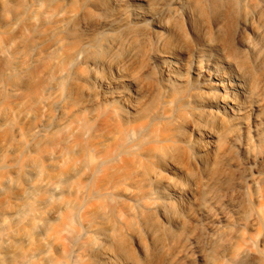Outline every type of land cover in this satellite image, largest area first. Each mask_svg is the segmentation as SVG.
I'll return each instance as SVG.
<instances>
[{
	"label": "rangeland",
	"instance_id": "1",
	"mask_svg": "<svg viewBox=\"0 0 264 264\" xmlns=\"http://www.w3.org/2000/svg\"><path fill=\"white\" fill-rule=\"evenodd\" d=\"M229 1L235 14L233 32L222 33L225 44L221 43L218 50L212 51L219 67L237 54H249L243 41H251L261 51L250 80L256 91L250 100L257 102L259 108L250 111L244 122L230 119L223 125H213L216 138L213 141L206 138L198 129L205 123L194 127L189 121L196 112L195 107L183 99L187 92L183 91L184 86L169 80L159 64L140 72L146 61L145 56H140L125 72L128 75L142 73L144 83L139 87L144 86L140 89L145 94L144 98L131 99L137 105L135 110L126 108L122 102L85 81L78 73L83 68L80 66L78 72L72 73L58 87H52L54 93L66 100L67 111H74L69 126L23 144L38 122L56 113L46 88L61 69L70 66L74 49L97 35L107 37L113 34L114 31L104 29L105 18L114 17L120 22L122 13L131 16L141 11L147 14L165 7L177 10L191 44L185 55H192V45H196L198 51L206 49L204 44L212 37L211 24L221 21L224 14L223 11L214 13L208 7L200 17L192 9V0H129L106 8L104 2L107 0H0V181L5 175H10L14 181L0 185V215L22 201L21 187L27 186L24 178L31 169L28 164L41 169L35 182L55 179L73 167L82 166L68 181L71 189L45 206L39 202L47 195V190H38L30 198L35 209H28L23 221L10 218L8 226L0 233L30 230L29 220L40 213L36 220L48 223L49 229L36 235L32 241L18 245L25 251L49 245L50 255L59 257L64 246L84 242V239L83 242L76 239L78 230L82 229V225H78L81 221H76L78 217V220H96L97 211L93 204L99 199L87 201L80 190L82 185L93 181L97 190L102 188L110 192L111 199L107 201L110 208L117 211L129 204L134 208L129 214L134 215L144 208L145 201H150V198L143 201L137 198L149 195L147 191L159 185L152 178V172L163 169L166 154H172L178 156V165L167 174L174 184L192 185L193 188L185 210L177 204L173 207L187 220V229L202 240L210 229L211 223L199 204L214 210L221 207L228 214V219L221 223L220 240L212 245L207 261L196 258L193 264L248 261L237 255L239 247L258 252V264H264V33L256 20L244 30L240 25L243 9L249 7L252 0ZM143 25L151 24L145 21ZM190 78L192 91L203 88L193 75ZM134 88L133 85L128 87L130 91ZM64 117L66 115L58 118ZM207 141L206 149L203 146ZM90 156L99 164L92 179L89 176ZM199 156L202 161L189 163V158ZM250 166L255 167L256 182L245 185L244 177ZM223 171L225 175L220 177ZM244 189L250 194L255 208L261 211L260 219L247 211L248 200L245 198L237 199L238 207L231 208L230 200L238 198ZM132 191L138 192L136 200L130 196ZM61 207V217L47 216L51 209ZM90 210L96 212L93 214ZM71 211H77L78 217L73 222L75 232L64 233V237L70 234L69 241L61 237L59 230L64 223L63 217ZM87 214L93 217L89 218ZM72 235L75 236L71 238ZM202 246H205L203 242ZM16 259L15 254H6L0 241V264H15ZM168 259L169 264H178L172 262V256ZM44 261L36 258L31 264H43Z\"/></svg>",
	"mask_w": 264,
	"mask_h": 264
},
{
	"label": "bare ground",
	"instance_id": "2",
	"mask_svg": "<svg viewBox=\"0 0 264 264\" xmlns=\"http://www.w3.org/2000/svg\"><path fill=\"white\" fill-rule=\"evenodd\" d=\"M123 2H129V0H107L104 5L106 8ZM208 7H211L214 13L223 11L224 15L221 21L211 24L212 37L206 40L204 44L206 49L198 51V47L192 45V55H185L191 49V44L187 41L186 28L181 19V13L177 10L165 7L159 12L147 14L141 11H136L131 16L122 13L119 17L120 22L114 17L105 18L102 25L105 30L114 31L113 34L107 37L103 34L97 35L74 49L69 60L70 66L61 69L54 77L52 84L46 88V93L48 92L52 97L56 113L38 122L23 144H28L48 132L69 126L74 111H67L66 100L59 93H54L52 87H58L72 73L78 72L80 66L83 68L78 73L85 81L103 91L105 95L108 94L114 100L122 102L126 108L135 110L137 105L133 104L131 99L144 98L145 94L140 89L144 86L139 87V84L144 83L142 73L128 75L125 72L140 56L146 57L140 72L145 68H150L153 64H159L169 80L175 82L176 85L184 86L183 91L187 92L183 95V99L186 103L192 104L196 112L194 118L189 121L194 127H200V123H205L202 128L198 129L206 138L211 141L216 138L213 125H223L230 119L237 123L244 122L250 111L255 107L259 108L257 102L250 100L256 93L250 80L252 79V68L259 62L261 51L251 41H243L249 54H237L232 60L226 59L223 67L220 68L212 51L218 50L221 43L225 44L226 39H223L222 33L225 34L228 31L232 34L234 8L229 0H192V9H195L200 17ZM241 16L240 25L243 30L251 27L256 20L264 33V0H252L249 7L243 9ZM145 21L150 22L151 25L144 26ZM192 75L201 82L202 89L192 91V78H190ZM130 85L135 86L134 90L128 89ZM189 90L192 92L189 93ZM58 115H66V117L59 119ZM208 143L209 141L204 144L203 148H206ZM177 159V155L166 154L165 167L152 172V178L159 185L149 189L147 191L149 195L137 198L138 192L130 193L133 199L137 198L140 201L150 198V201H145L144 208L134 215L129 214L134 210L129 204H124L125 210L121 207V210L117 211L110 208L107 202L111 199L110 192L102 188L97 190L93 181L82 185L80 190L87 201L93 200L94 202L96 197L99 199L94 204L90 202L97 212L90 211L96 212L97 217L95 216L96 220L94 218L78 220L77 211H71L63 217L64 223L59 230L63 235L61 237H64V233L73 234L75 232L73 222L78 217L76 221H81L78 225L81 224L82 229L78 230L76 239H84V242L82 240V245L71 243L72 247L64 246V248L63 243L61 246L63 251L59 257L54 256L53 258L50 255L49 245L29 251L23 250V247L18 245L21 242L32 241L36 235L49 229L48 223L41 222V219L36 220L40 213L36 214L37 217L35 216L33 220H29L30 230L20 233H0L2 248L8 256L12 254L17 256L15 264H31L36 258L44 259L43 264H169L170 256H172V262L178 264H193L196 258L206 262L212 245L220 240L223 226L221 223L228 219V214L221 207L214 210L199 204V208L211 223L210 229L206 232L204 240L187 229L189 227L187 220L182 218L173 207L177 204L179 208L185 210L193 193L192 185L174 184L172 177L167 174V171H172L177 167ZM200 161H202L200 156L189 158L191 164ZM88 164L89 176L92 179L99 169V164L92 156L89 157ZM28 165L31 169L24 178L27 186L21 187L22 201L0 215V232L8 226L10 218L23 221L27 210L35 209V204H32L30 198L38 190H47V195L39 202V205L45 206L52 203L56 196L71 189L68 181L82 168V166L73 167L65 175H59L55 179H42L35 182L41 169L34 164ZM222 175H225L224 171L220 177ZM13 182L10 175H5L0 185ZM255 182V167L250 166L244 177V183L250 185ZM237 197L230 200L232 209L238 207L237 199L245 198L248 200L247 211L256 219L261 218V211L255 208L246 189L239 192ZM84 205L86 206V203ZM61 209L62 207L53 208L47 216L49 218L61 217L63 214ZM125 213L129 215L125 217ZM87 215L89 217V214ZM70 234L64 237L65 240L70 238ZM73 236L75 235L71 238ZM54 237L53 239L56 238ZM202 242L205 246H202ZM239 248L237 255L247 258L248 261L238 264H258L260 258L258 252L250 248Z\"/></svg>",
	"mask_w": 264,
	"mask_h": 264
}]
</instances>
